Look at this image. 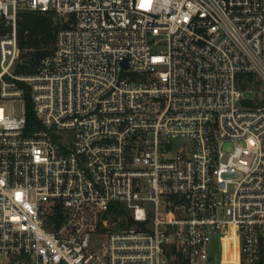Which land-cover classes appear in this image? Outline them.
I'll return each instance as SVG.
<instances>
[{
  "label": "built area",
  "instance_id": "built-area-1",
  "mask_svg": "<svg viewBox=\"0 0 264 264\" xmlns=\"http://www.w3.org/2000/svg\"><path fill=\"white\" fill-rule=\"evenodd\" d=\"M25 12L66 16L28 74ZM0 21V264H264V0H0Z\"/></svg>",
  "mask_w": 264,
  "mask_h": 264
},
{
  "label": "trees",
  "instance_id": "trees-1",
  "mask_svg": "<svg viewBox=\"0 0 264 264\" xmlns=\"http://www.w3.org/2000/svg\"><path fill=\"white\" fill-rule=\"evenodd\" d=\"M63 24L55 23L51 16L43 14H33L25 12L21 15L19 26V44L22 50L23 67L30 64L24 61H33L34 57L28 59L26 56L38 49H52L58 30ZM7 29L0 21V35L5 34ZM33 64V62H32ZM240 87L243 90H262V82L253 75H242L239 79ZM25 98L28 107V130L31 131L38 123L34 110H32V100L30 89L25 85Z\"/></svg>",
  "mask_w": 264,
  "mask_h": 264
},
{
  "label": "rangeland",
  "instance_id": "rangeland-1",
  "mask_svg": "<svg viewBox=\"0 0 264 264\" xmlns=\"http://www.w3.org/2000/svg\"><path fill=\"white\" fill-rule=\"evenodd\" d=\"M30 13H33V14H42V13H38V12H30ZM43 15L51 16V17L54 19V22H55V23H58V22L62 23V21L66 18V16L58 15V14H56L55 12H49V13H46V14L43 13ZM2 24H3V23H2ZM3 25H4V24H3ZM4 27H5V26H4ZM5 28H6V27H5ZM6 29H7V28H6ZM7 31H8V29H7ZM7 31H6V32H7ZM18 34H19V30H18ZM0 36H1V35H0ZM56 40H57V35H56V39H55L54 45H55V43H56ZM54 45H53V47H54ZM34 53H35V51H34L33 53H31V54H28L26 57H27L28 59H30V58H32V57L35 56ZM22 61H23V60H22ZM32 62H33V64H30V65H28V66H26V67H23L22 65H20V64H23V62H22V63H19V64L16 65L15 69H16V71H17L18 73H22V74H28V73H31V72L34 71V69L36 68V65H37L38 61H36L35 58H34V60H33ZM246 96H251V94H250V93H246ZM32 110H34V109H33V106H32ZM187 142H189V141H187V140H185V139H182V140H178V141H176L175 144H176V146L178 147V149H180V147H181L182 145H184L185 143H187ZM235 251H236V249H235ZM233 255H235V254L233 253Z\"/></svg>",
  "mask_w": 264,
  "mask_h": 264
},
{
  "label": "water",
  "instance_id": "water-1",
  "mask_svg": "<svg viewBox=\"0 0 264 264\" xmlns=\"http://www.w3.org/2000/svg\"><path fill=\"white\" fill-rule=\"evenodd\" d=\"M20 23H21V20L19 21ZM53 52V50L52 49H49V48H45V49H38V50H36L35 51V56H34V58H35V60L36 61H39V60H41L44 56H46V55H48V54H50V53H52ZM24 63H26V64H32V61H24Z\"/></svg>",
  "mask_w": 264,
  "mask_h": 264
},
{
  "label": "bare ground",
  "instance_id": "bare-ground-1",
  "mask_svg": "<svg viewBox=\"0 0 264 264\" xmlns=\"http://www.w3.org/2000/svg\"><path fill=\"white\" fill-rule=\"evenodd\" d=\"M234 254L235 255H232L233 256V258L235 259V260H237V257H238V250L236 249V251H234Z\"/></svg>",
  "mask_w": 264,
  "mask_h": 264
}]
</instances>
